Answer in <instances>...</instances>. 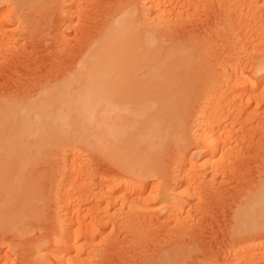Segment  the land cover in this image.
<instances>
[{
	"label": "rangeland",
	"instance_id": "rangeland-1",
	"mask_svg": "<svg viewBox=\"0 0 264 264\" xmlns=\"http://www.w3.org/2000/svg\"><path fill=\"white\" fill-rule=\"evenodd\" d=\"M170 1L163 7L164 0H157L154 9H147L146 0H75L73 4L40 0L35 8L26 2H0V90L9 95L33 94L36 87L58 85L63 77L65 80L79 53L97 44L106 30L104 21L113 20L109 16L119 11L138 17L161 39H199V57L207 67L202 76L186 81L178 78L167 90L174 94L168 120L175 129L182 124L185 130L182 134L175 131L176 139L170 135L152 150L145 163L163 169L165 177L161 175L160 181L158 177L143 178L146 190L135 195L139 198L133 200L135 207L132 200L124 206L119 199L106 198L97 186L138 176L109 158L73 120L50 142L48 150L23 151L19 157L28 160L24 169L37 173L43 184L36 212L38 224L28 232L12 235L3 230L1 221L0 264L53 263L57 184L71 161L76 166L71 179L76 177L79 187L93 185L88 184L85 193L71 199L70 210L81 218L87 233L74 242L73 247H79L74 250L81 251L72 264H140L146 256L169 252L164 248L171 244L170 255L166 253L168 263L164 264L175 255L179 261L171 258L170 264H227L234 260V252L264 244V205L257 203L264 177V76L251 69V59L264 49V0ZM234 12L248 25L246 31H233L229 16ZM232 69L250 77L257 89L250 99L239 91L232 92L236 105L244 104L243 111L223 122V129L227 127L225 143L219 144L218 150H208L201 137L207 126L195 131L196 119L201 110L211 112L203 98L212 83L226 80L224 74ZM137 92L136 110L143 113L142 119H149L151 99L161 93L141 87ZM156 140L153 137L151 141Z\"/></svg>",
	"mask_w": 264,
	"mask_h": 264
},
{
	"label": "bare ground",
	"instance_id": "bare-ground-1",
	"mask_svg": "<svg viewBox=\"0 0 264 264\" xmlns=\"http://www.w3.org/2000/svg\"><path fill=\"white\" fill-rule=\"evenodd\" d=\"M3 1L6 0H0V2ZM8 1L14 4L26 2L30 8L33 6L35 8L40 0ZM156 1L146 0L147 9L156 8ZM67 2L73 4L75 0H67ZM189 2L190 0H188ZM168 3L171 1L164 0L161 5L165 7ZM235 12L229 14V23L233 31L238 29L240 32L246 31L244 29L248 25L245 26L244 21L241 20V14L238 15ZM119 13L121 12L119 11ZM118 14L114 17L109 16L113 20L108 17L109 21L107 19V22L104 21L106 24L103 27L106 30L102 32L104 28L101 26L102 33L100 32L101 35H98L97 44L91 50L79 53L80 55L77 53L79 56L76 58L74 69L70 70L67 74L69 76L66 75L65 80H63L64 77L62 78V83H59V80L58 85L36 87L35 93L25 94L26 96L19 93L20 96L17 93L9 95L7 90V93L0 90V223L4 221V231L13 232L12 235L22 234L30 231L28 229L32 225L33 229L38 224L36 212L40 208L39 195L43 184L38 180L37 173L28 172L27 168L24 169L28 164L27 158L19 156L23 151L48 150L50 142L59 137L60 133L71 124V120L74 121V125L90 136L109 158L121 162L123 166L133 170L138 176L134 179L124 178L112 181L107 185L99 184L97 188L104 190L102 194L106 198L114 199V201L119 199L123 205L132 200L130 202L135 207L133 200L138 198L135 195L146 190L143 178L155 177L160 181V178L164 176L162 175L163 169L151 167L149 163L145 162L151 157L152 150L166 137L171 135L176 139L177 137L173 133L177 131L178 134H182L185 130L181 126L182 124H178L175 129L168 120L170 114L167 113L172 111L174 94L170 95L167 90L173 88L178 78L186 81L191 80L190 78L195 75L202 76V71L207 68L205 67L206 63L199 57V39L198 42L193 36L161 39L152 30L147 29L137 19L138 17ZM251 60V69L264 76V49L259 56ZM62 71L65 73V69ZM226 74H224L227 76L226 80L222 79V82L220 80L218 84L206 80L212 85L203 99L206 100V105H210L211 112L207 113L201 110L194 127L196 131L207 126L203 127L206 131L201 137L208 150L216 149L219 144L225 143L226 132L224 130L227 127L223 129V122L227 120L226 118L230 119L233 113L243 111L244 104L238 102L236 105L237 100L235 101V95L232 96V92L239 91L241 95L249 96L250 99L254 97V92L257 89L255 82H252V79L243 73L240 75L237 69H232ZM139 87L152 93H161L158 97L151 99L149 119H142L143 113L137 111V105H134L140 98L137 92ZM123 111L127 113L125 116H132V118L124 119ZM153 137H156L157 140L151 141ZM71 162L70 165L68 164L69 167L66 166L68 168H66L62 180L59 181L60 183L57 184V203L59 204L55 215L58 225L57 233L53 236L54 244L52 246L56 249V257L53 255L52 264L75 262L74 260L80 255L81 250H74L79 248L73 247L74 242L81 235L87 234L83 231L81 218L76 217L75 213L73 214L70 206L73 196L85 193L87 186L90 187L88 184L91 183H84L79 187L78 181H76L78 179L76 177L71 179L76 167ZM89 179L91 180V178ZM263 179L261 192L257 193L259 195L257 203L260 205H264ZM138 199L137 201H139ZM136 204L140 205L139 202ZM93 231L95 230L93 229ZM182 245L183 243L180 246ZM172 247L171 244L164 249L170 252ZM182 249L183 247L178 250V253ZM71 251L76 253L73 255ZM169 252L159 251L151 258L146 256L147 260L140 264H164L165 261L167 262L166 253ZM175 254L174 252L173 255ZM177 255L180 256V254ZM173 257L171 258L174 259V262L179 261ZM171 258L168 259V261L170 260L169 264L172 263ZM232 258L234 260L229 259L227 264H264V244L234 252Z\"/></svg>",
	"mask_w": 264,
	"mask_h": 264
}]
</instances>
